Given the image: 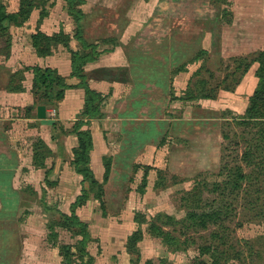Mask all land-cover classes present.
<instances>
[{"label":"rangeland","instance_id":"obj_1","mask_svg":"<svg viewBox=\"0 0 264 264\" xmlns=\"http://www.w3.org/2000/svg\"><path fill=\"white\" fill-rule=\"evenodd\" d=\"M20 4L0 0L14 163V190L0 176L12 188L0 191V264H82V241L94 264H264V65L244 72L264 54V0H29L26 18ZM116 49L134 61V87L102 94L93 118L83 90L37 81L49 69L73 87L74 54ZM190 213L218 220L192 228Z\"/></svg>","mask_w":264,"mask_h":264},{"label":"trees","instance_id":"obj_2","mask_svg":"<svg viewBox=\"0 0 264 264\" xmlns=\"http://www.w3.org/2000/svg\"><path fill=\"white\" fill-rule=\"evenodd\" d=\"M29 0H21L20 4V11H19V17H28L30 16V11L27 9V6L29 7L28 4ZM70 1L71 6L73 5V2L76 0H68ZM78 13V12H77ZM79 14V13H78ZM225 12L222 13V16L225 17ZM221 16V18H222ZM223 17V18H224ZM222 18V19H223ZM36 38V37H35ZM34 38V39H35ZM74 60L72 62V75L78 79L81 80V85L85 89L86 93V114L90 116V118H93L94 116L97 115L96 108H97V101L99 97H102V94H98L91 90L86 83V77L83 75L84 73V67L91 62H94L97 60L98 55H95L93 57L89 55H84L80 56L78 54H74ZM261 62L262 65H264V54L258 57L256 60L253 62H248V64L244 65V72H247L248 69L251 67L252 63L254 62ZM242 67V66H241ZM37 81L41 86H44L46 88L51 89L54 86H61L63 91L68 88V89H74L77 86H66L63 85V79L62 78H57L54 76L51 70L47 69L45 71H42L41 73L37 74ZM59 93V97L62 98L64 92ZM202 98H208L206 96H202ZM257 101L253 103V107L251 110L257 111ZM47 107V106H46ZM257 116H260L257 114ZM79 127V126H78ZM78 127L75 128L76 131H78ZM79 157L85 161L88 160V153L92 149V143L90 141V135L88 132L86 133H79ZM80 164V161L78 162ZM109 167H107L106 170V176L109 175ZM82 173V171L80 172ZM218 220V216L215 215V213L212 214H197V213H190L188 214V225L192 228H199V229H207L210 225L216 224V221ZM73 222L76 223V225L82 227V232L84 233L85 230V225L81 224L78 220L73 218ZM154 228V231H156V236L161 238L162 241L166 244H173L176 239L168 232H165L161 228L156 227L154 224L152 226ZM143 240V234L141 231L135 232L128 240V247L135 249L138 245ZM79 253H80V258L83 260L82 264H94V260L92 256L89 254L87 251L86 243L85 241H82L79 247ZM63 251H66V254H70L72 252V249L70 247H64ZM146 264H154L152 261H147Z\"/></svg>","mask_w":264,"mask_h":264},{"label":"crops","instance_id":"obj_3","mask_svg":"<svg viewBox=\"0 0 264 264\" xmlns=\"http://www.w3.org/2000/svg\"><path fill=\"white\" fill-rule=\"evenodd\" d=\"M21 2V0H19ZM19 7V3H16V7ZM17 10V9H16ZM134 63L128 55L127 49H116L113 51H102L96 61L88 63L84 67L83 75L86 77V83L89 88L98 94L107 95L112 90H118L128 87L131 89L134 87L132 81L135 80L134 69L132 66ZM72 69L69 70L67 77L71 75ZM133 79V80H132ZM81 83H76L74 89L69 90L68 97L75 92L83 90L85 95V89L80 86ZM47 108V113H48ZM37 118V115H36ZM38 120V119H37ZM13 147L11 145L9 135L5 129L0 126V176H11L12 185L14 190V163L10 161ZM12 172V174L10 173ZM12 189V188H11ZM9 184L0 185V191H9Z\"/></svg>","mask_w":264,"mask_h":264},{"label":"water","instance_id":"obj_4","mask_svg":"<svg viewBox=\"0 0 264 264\" xmlns=\"http://www.w3.org/2000/svg\"><path fill=\"white\" fill-rule=\"evenodd\" d=\"M36 115L38 120H46L48 117L47 107L45 105L38 106Z\"/></svg>","mask_w":264,"mask_h":264},{"label":"built area","instance_id":"obj_5","mask_svg":"<svg viewBox=\"0 0 264 264\" xmlns=\"http://www.w3.org/2000/svg\"><path fill=\"white\" fill-rule=\"evenodd\" d=\"M50 112H48V114H49Z\"/></svg>","mask_w":264,"mask_h":264}]
</instances>
